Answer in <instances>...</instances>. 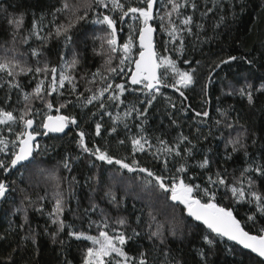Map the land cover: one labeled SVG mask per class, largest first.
<instances>
[{
  "label": "snow or ice",
  "instance_id": "snow-or-ice-1",
  "mask_svg": "<svg viewBox=\"0 0 264 264\" xmlns=\"http://www.w3.org/2000/svg\"><path fill=\"white\" fill-rule=\"evenodd\" d=\"M211 3L212 7H207L206 2L204 10L200 11L201 18L207 17L218 6L223 7L218 0H211ZM189 9L191 11H188ZM197 10L199 6L196 0H167L162 13L155 11V0H138L136 4H133L131 0H75V2L60 0L59 7L51 13L53 20L50 25L43 24V17L40 21L34 19L31 30L25 34L23 33L24 14L15 15L4 9L3 22L8 27L10 43L13 45L16 43L17 36H20L21 43L27 44L34 35L37 40L44 42L55 38L68 47L73 42L72 30L78 24L90 22L99 26L96 29L97 34L92 36V51L94 55L102 57V62L95 71L85 72L77 79L75 73L81 63L79 52L74 51L71 59H65L62 53L60 64L51 66L48 61L42 64L39 59L41 53L33 48L31 57L35 60V65L32 66L28 63L26 53L15 47L4 49L5 55L0 57V74H4L0 76V89H4L6 85L7 94L3 104H0V154H2L0 155V174L4 176L0 179V199H7L10 191H16V188L11 187L7 182V177L21 169L27 171L29 165L35 160L36 152L39 150V145L34 143L36 136L64 133L65 129L71 126L75 132L76 146L81 154H87L88 157H94L96 161L108 165L118 166L117 171L144 173L150 178L147 180L148 185L155 181V185L160 190L170 193L167 199L174 204L183 205L182 211L208 230L203 235L204 245L208 247L206 249L201 247L197 250L200 264H212L209 254L214 251L213 246L217 237L227 238L228 241H233L242 248L250 250L259 258L255 264H264V189L259 187V181L264 180V162L257 161L248 153L245 143L247 130L237 131L235 136L231 135V131L227 133L225 149L230 147L231 152L225 151V160L232 159V154L240 151H243L245 157V166L240 170L239 176H233L231 181H229L226 169L223 172L216 171L215 174L209 171L211 161L206 154L202 160H194L197 143L203 136L202 126L206 123L205 118H209V112L205 107H201L200 110L192 109V115L188 116L189 105L186 101L188 93L197 87V72L201 62L197 60L196 66H192L191 61L185 58L183 63L189 65V68L182 70L177 66V60L185 53V34L189 37L196 35L199 40L200 33L204 29L202 23L194 20ZM59 16L63 17V21L56 23ZM126 18L132 23L128 24ZM224 19L225 17L221 15L214 27L218 28ZM157 20L159 30L165 37L162 52L157 51L153 45L154 28L150 22ZM118 22L122 26H128V37L123 43H118L117 40L116 25ZM193 26L195 32H193ZM45 27L51 28L47 36L42 35ZM137 38L139 50L134 53L133 48ZM172 52L175 53V57L170 55ZM22 56L25 59L21 60ZM238 60L249 66L255 63V57L227 55L218 57L207 66V74L203 83L199 85L202 105L207 103L205 98L210 95L209 86L213 82V74L222 66ZM114 61L118 62L114 63ZM161 68L164 71L158 74ZM49 74L51 80L46 83ZM41 75L46 79H40ZM20 76H31L36 81L31 91H25L22 88L18 79ZM125 77H127L128 85H139V89L126 87L124 83H115L117 78L124 80ZM81 81H83V91L79 90ZM237 84L239 87L236 86ZM162 88H171L179 93L181 98L179 108L170 97H165V99L175 112L180 113L182 117H187L190 121L189 132L185 134L181 128L180 119L169 114L170 126L181 130L170 141L160 135L155 137V143H153L152 138L147 134L145 125L148 122V112L153 101L157 99V96L163 95ZM227 88L226 92L224 88H221V95L239 96L246 99L248 105L253 106L257 94L264 96V78L261 79L259 85L245 78L242 82L227 84ZM13 92H16L19 97L14 104L12 103ZM125 92H140L144 98L137 97L136 100L129 102L122 112L114 114L110 109L120 108L125 104V100L121 99ZM217 99L219 100V97ZM21 102H23L22 106H20ZM138 103L143 107H138ZM89 106L92 110L86 112ZM53 109L55 115L51 114ZM75 109L80 110L79 115L75 113ZM231 110V106L227 108L218 106L216 109L218 118L214 120V124L217 126L216 131H220L219 138L221 139L224 137V131L220 129V125H223L225 130H234L238 123L230 119ZM97 116H100L101 120L104 116L109 117L111 121V126L107 129L109 137L118 134L119 127L124 128L127 139H117L116 143L119 146L130 143V156L112 155L107 140L103 146H100L98 142H93L89 146L86 142L89 134L81 126V120L85 123H94L95 135L104 138L101 131L103 125L100 120L95 119ZM129 119L138 121L134 125L135 133L132 132L128 123ZM36 120H39V124L34 127ZM240 127L243 128V125ZM37 128H42L43 132L38 131ZM208 134H213L211 127ZM203 139H207V136H203ZM138 152H148L162 165L159 175L150 168L140 165L136 156ZM72 159H79V156L71 157L65 154L62 161L64 169L71 170L70 161ZM89 163L91 165L92 161L90 160ZM193 167L199 168L202 174H206L203 187L199 184L185 182L186 178L191 179L187 173ZM172 168H174V173H172ZM168 173H172L170 185L164 182ZM23 175L24 173L21 172V179ZM12 184L15 185L16 181H12ZM55 187L57 190L52 193L55 203L52 210L47 213L51 224L55 226L51 238L55 243L59 233L67 229L68 237H73L78 241H87L88 245L82 250V264H181L172 256L170 250L167 248L161 250L155 244L154 249L159 251L162 257L159 261L150 259L148 250H141L137 255L130 256L123 246L132 237L115 228L111 229V232L108 231L110 223L103 210H101L102 219L95 221L98 235L74 231L73 226L66 224L61 218L64 212V200L59 191L58 182ZM19 192L23 194L20 206L15 209V213L21 216L19 240L14 245H10L5 254L0 255V264H33L35 260L37 251L35 233L31 229L25 231L27 208L34 207L38 213H43V207L37 206V202L32 200L25 188H20ZM194 192L196 195L193 194ZM47 195V192L44 196L37 195V201L42 204ZM105 197L109 199V203L119 205L115 193L110 190L105 192ZM219 198L231 199L234 205L249 206L250 214H247L245 223L250 224L254 234H250L249 230L242 227L241 221L234 217V208L220 205ZM96 208L97 205L92 204L91 209L94 211ZM149 217V240H158L159 244L163 245L165 228L157 224L153 230L151 222L155 221V217L151 213ZM112 223L123 228L127 221L120 217ZM167 232L175 235V225H170ZM133 235L138 236L140 233L134 229ZM6 239L7 236H0V241ZM29 241L33 246L30 258L26 257L29 251L27 243ZM60 243L63 244L64 241L61 240Z\"/></svg>",
  "mask_w": 264,
  "mask_h": 264
},
{
  "label": "trees",
  "instance_id": "trees-1",
  "mask_svg": "<svg viewBox=\"0 0 264 264\" xmlns=\"http://www.w3.org/2000/svg\"><path fill=\"white\" fill-rule=\"evenodd\" d=\"M75 2V0H70ZM133 4L138 3V0H131ZM199 10L195 12L194 20L204 25L203 31L200 33L199 40L196 35L191 37L185 34V53L184 56L177 60V66L182 70L188 69L189 65L184 64L183 60L188 58L192 66H196V61L199 60L200 66L197 72V87L188 93L189 105L188 116L192 115L191 110H200L205 107L209 112V118L202 126L203 136L207 139L200 138L197 143V148L194 155V160H202L205 154L211 161V168L209 171L215 174L216 171L223 172L227 170L229 181L233 176H239L240 170L245 166V157L243 151L233 153L232 159L225 160V151L231 152L229 147L225 149V141L228 138V131L235 136L237 131L247 130V151L252 158L257 161L264 162V96L257 94V99L253 106L248 105L246 99L239 96L221 95V88L225 92L228 91L227 84L243 81L245 78L249 82H255L259 85L262 78H264V0H218L221 8L218 6L207 17L201 18L200 11L204 10L207 2V7H212L211 0H196ZM167 4V0H155V11L163 12V6ZM60 0H0V57L5 55L4 49L15 47L21 52L27 54L29 65L34 66L35 60L31 57V50L37 49L41 54L39 59L42 64L48 61L51 66H58L60 64V55L63 53L65 59H71L73 52L80 53L81 63L76 70L77 79L85 72L91 73L101 64L102 57L93 54V40L92 36L96 33L99 26L92 23L81 22L75 29L72 30L73 42L65 47L62 41L51 38L46 42L37 40L33 35L27 44L20 42V36L16 37V43H10V36L8 27L3 22L4 9L8 13L20 15L24 14V28L23 33H27L32 28L33 20L40 21L43 17V24L50 25L53 20L51 13L56 7H59ZM104 11V10H102ZM188 11H191L190 9ZM223 15L225 19L220 23L218 28L214 25L219 21L220 16ZM128 24L132 21L128 18ZM63 21V17L59 16L56 23ZM66 22V21H65ZM155 30V48L162 52L164 48V34L159 30V21L150 22ZM117 27L118 43H123L128 37V26L121 25L119 22ZM51 30L50 27H45L42 35L47 36ZM193 32L195 27L193 26ZM138 36V34H137ZM178 43V42H177ZM98 44V42H97ZM171 49V45L168 46ZM139 47L136 44L133 52H138ZM175 57V53H170ZM227 55H241L255 57V63L252 66L243 61L233 62L229 65H224L220 70L213 74V82L209 86L210 95L206 97L207 103L201 104V97L199 94V85L203 83L204 77L207 74V66L218 57H226ZM21 60L25 57H20ZM118 61H114L117 63ZM127 72V69L125 70ZM164 69L161 68L160 72ZM4 74H0L3 76ZM171 74L169 73V76ZM40 79H46L43 75ZM18 79L25 91H31L35 86V80L31 76H20ZM51 80V75L46 79ZM127 77L124 80L117 78L115 83H124L126 87H131L126 83ZM31 81V83H30ZM170 82V81H169ZM81 83L80 91H83V81ZM239 87V85H236ZM6 85L4 89H0V104L6 96ZM67 87V84H66ZM140 86L135 88L139 89ZM63 91V89H61ZM163 95L157 96L153 101L152 107L148 112V122L145 125L147 134L155 143V137L163 135L166 140H171L181 129L171 127L169 114L180 119L181 128L187 134L189 132L190 121L187 117H182L180 113L175 112L169 105L165 97H170L175 102L177 108L180 107L181 98L178 92L171 88H162ZM55 95V94H53ZM143 99L140 92L131 93L125 92L121 98L125 100V104L120 108H111L110 111L114 114L122 112L124 107L136 98ZM219 97V100L217 99ZM19 99L16 92L12 94V103ZM51 99V98H50ZM21 102V105L22 106ZM138 107L143 105L137 104ZM227 108L231 106L232 110L229 117L233 122L238 121L234 130H225L223 125L220 129L224 131V137L221 139L220 131H216L214 120L218 118L216 111L217 107ZM55 108V106H54ZM86 109V112H89ZM62 113L64 110H61ZM79 109H75V113L79 115ZM52 115H55L53 109ZM100 120L103 127L101 129L104 138L95 135V124L85 123L81 120V126L84 128L87 136L86 142L91 146L93 142H98L100 146L105 144V140L109 144L110 153L114 156L124 157L130 156L131 145L127 143L125 146H119L116 143L117 139H127V134L121 126L118 128V134H113L109 137L107 129L111 126V121L108 116H104L101 120L100 116L95 118ZM86 120V117H85ZM129 125L132 132L135 133L134 121L129 119ZM39 124V120L34 121V127ZM243 125V128L240 127ZM212 128L213 134L209 135V128ZM38 131L43 132L42 128H37ZM7 135V133H4ZM75 132L71 126L66 128L64 133L60 135L48 134L39 135L36 139V144L39 145V150L36 152L35 160L29 165L28 170L21 169L14 172L7 177V182L11 187H15L16 191L9 193L7 199L0 201V236H7V239L0 241V255L5 254L9 250L10 245H14L19 240V225L21 223V216L15 213V209L20 206L23 194L19 192L20 188H25L28 194L31 195L33 201L37 202V206L43 207V213H38L34 207L27 208V223L25 224V231L33 230L36 237V253L33 264H82V250L88 245L87 241H78L73 237L67 236V229L60 232L56 242L51 238V233L55 231V226L51 224L47 213L52 210L55 201L52 199V193L56 191V183H59V191L63 195L64 212L62 219L66 224H71L74 231L85 232L88 235H98L97 224L95 221L102 219L101 210L107 214L110 228H115L118 231H124L132 238L126 241L123 246L130 256H135L141 250H148L150 259H157L161 257L160 252L154 249V244L159 249L167 248L170 250L172 256L181 262V264H200V258L197 255V250L201 247L207 248L204 245L203 235L207 233V229L199 224L193 222L185 212L182 211L183 205L174 204L167 199L170 193H165L160 190L155 181L151 185L147 184L150 179L144 173H129L127 170L117 171L118 166L108 165L101 161H96L94 157H88L87 154H81L75 143ZM255 141V142H253ZM65 154L71 157L79 156V159H72L70 161V171L64 169L62 161ZM2 155V154H0ZM141 166H145L160 174L162 165L152 158L148 152L136 153ZM92 161L90 165L89 161ZM130 162V161H129ZM171 167V165H170ZM21 172L24 173L21 179ZM174 173V168H172ZM172 173L166 174L165 184H171ZM191 179H185L186 183L199 184L203 187L206 181V174H202L199 168H190L187 173ZM75 177V181H73ZM138 177H142L138 178ZM4 176L0 174V179ZM12 181H16L13 185ZM259 187L264 189V180L259 181ZM111 191L115 193L119 205L109 203V199L105 197V192ZM48 193L42 204L37 201V195L44 196ZM196 195V193H193ZM27 203V202H25ZM221 206L234 208L233 215L242 223V227L254 234L247 221V214H250L249 206L246 204L234 205L231 199L219 198ZM92 204H96L97 208L93 211ZM87 210V211H86ZM149 213L155 217L152 221V229L154 230L157 224H161L165 228V241L163 245L159 244L158 240H149ZM258 215V214H257ZM123 217L127 221L123 228L112 223L116 219ZM260 223V221H257ZM175 225V235H170L167 229L170 225ZM136 230L140 235H133V230ZM64 243L61 244L60 241ZM28 243V253L26 257L30 258L32 255L31 242ZM214 251L210 252L209 259L212 264H255L258 258L252 256L250 253L242 251L235 245L217 237L213 246Z\"/></svg>",
  "mask_w": 264,
  "mask_h": 264
},
{
  "label": "water",
  "instance_id": "water-1",
  "mask_svg": "<svg viewBox=\"0 0 264 264\" xmlns=\"http://www.w3.org/2000/svg\"><path fill=\"white\" fill-rule=\"evenodd\" d=\"M153 28H154V27H153ZM152 35H153V45H154V47H155V43H154V39H155V28H154V32H153ZM117 40H118V39H117ZM137 44H138V47H139V41H138V38H137ZM133 68H134V65H133ZM159 71H160V69L158 70V74H159ZM129 86H131V85H129ZM137 86H139V85H137ZM131 87H136V86H131ZM65 130H66V129H65ZM29 131H31V130H29ZM49 134L60 135V134H62V133H49ZM36 139H37V136H36ZM34 143H36V140L34 141ZM0 201H1V199H0ZM189 218L192 220L191 217H189ZM192 221L195 222V223H197V224H199L200 226H202V227L204 228V226H203L202 224H200V222H198V221H194V220H192ZM223 240H225V241H227V242H229V243L235 245L236 247H238V248L241 249L242 251H245V252H247V253H250L252 256L256 257V255H255L254 253H251L250 250L242 248V246L235 244V242H233V241H228L227 238H223ZM256 258H258V257H256ZM258 259H259V258H258Z\"/></svg>",
  "mask_w": 264,
  "mask_h": 264
},
{
  "label": "bare ground",
  "instance_id": "bare-ground-1",
  "mask_svg": "<svg viewBox=\"0 0 264 264\" xmlns=\"http://www.w3.org/2000/svg\"><path fill=\"white\" fill-rule=\"evenodd\" d=\"M156 30V29H155Z\"/></svg>",
  "mask_w": 264,
  "mask_h": 264
}]
</instances>
